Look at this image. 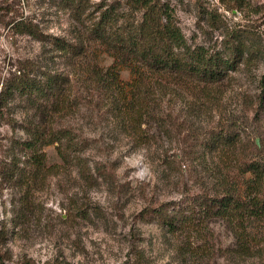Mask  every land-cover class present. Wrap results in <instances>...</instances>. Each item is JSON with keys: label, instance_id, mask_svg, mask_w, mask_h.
I'll use <instances>...</instances> for the list:
<instances>
[{"label": "rangeland", "instance_id": "obj_1", "mask_svg": "<svg viewBox=\"0 0 264 264\" xmlns=\"http://www.w3.org/2000/svg\"><path fill=\"white\" fill-rule=\"evenodd\" d=\"M112 1L90 0L89 11ZM124 1L121 11L130 12ZM167 1L192 45L220 49L225 34L242 27L252 30L264 50V0ZM130 14L136 22L140 19L139 12ZM22 19L32 20L46 40L20 31L15 24ZM92 19H84L83 25L62 0H0V90L12 72L34 64L69 73L74 102L47 123L68 127L86 142L81 163L64 164L57 144L46 146L48 165H64L29 185L10 183L0 174V260L4 264L26 259L37 264H264V220L254 219L245 232L246 224L213 216L174 232L146 213L165 202H181L187 194L212 192L217 166L241 181L250 178L240 177L238 166L243 158L255 156L256 146L263 147L264 117H257L255 108L264 53L250 66L242 63L216 86L218 101L213 105H202L208 101L203 84L169 78L166 84L176 90L163 98L162 110L172 120L165 126L155 121L123 125L107 109L106 98L87 82L86 69L89 64L105 70L115 64L131 91L137 67L116 61L90 35ZM51 36L72 44L84 39L85 51L66 61L50 43ZM43 120L22 96L7 105L0 103V172L17 153L16 140L28 138L27 124ZM229 123L239 138L235 150L226 151L232 158L223 161L213 154L205 160L202 140Z\"/></svg>", "mask_w": 264, "mask_h": 264}, {"label": "trees", "instance_id": "obj_2", "mask_svg": "<svg viewBox=\"0 0 264 264\" xmlns=\"http://www.w3.org/2000/svg\"><path fill=\"white\" fill-rule=\"evenodd\" d=\"M89 1L62 0V4L83 25H86L84 19L93 16L88 29L90 35L112 53L116 61H129L137 67V76L130 85L131 91L127 90V83L122 80L115 64L106 70L97 64H89L86 69L87 82L106 98L107 109L123 125L142 121H155L162 126L167 124L171 115L162 110V101L167 94L176 90L168 86V82L166 84L165 80L169 78L203 84L201 91L208 101L204 100L202 105H213L218 101L216 86L227 79L231 72L238 70L242 63L250 66L263 57L261 42L254 37L251 29L242 27L229 30L220 49L192 45L167 0H122L127 3L131 13L135 10L141 14L137 22L130 12L121 11V0L109 4L98 3L93 11L96 17L89 11ZM233 1L237 3L243 0ZM15 26L38 40H46V35L32 20H19ZM49 41L66 61L81 56L85 51L84 39L72 44L67 39L51 36ZM26 68H19L6 77L0 90L1 104L7 105L15 96H22L42 116V120L44 118L43 121L27 124L28 138L16 140L17 153L0 172L8 182L19 185H29L54 168H61L73 160L81 163L80 153L86 145V142L78 140L72 129L47 123L54 113L71 108L74 102L70 74L35 64ZM259 84L255 111L257 117L261 118L264 117V73ZM233 125L229 123L220 130H211L202 140L205 160L207 155L213 158V154H219V160L223 161L232 158L226 151H234L239 141ZM52 144H57L64 164L48 165L44 149ZM262 144V148L255 145L257 150L254 157L239 161L240 177L249 174L248 180L241 181L226 175L217 166L212 192L187 194L181 202H165L158 207L148 208L146 213L174 232L213 216L236 219L246 224L243 231L248 232L251 221L264 220V137ZM0 264L4 262L0 260ZM21 264L37 263L26 259Z\"/></svg>", "mask_w": 264, "mask_h": 264}]
</instances>
